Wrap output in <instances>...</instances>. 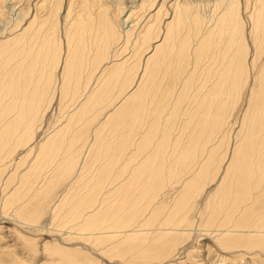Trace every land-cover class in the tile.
<instances>
[{
	"label": "bare ground",
	"instance_id": "6f19581e",
	"mask_svg": "<svg viewBox=\"0 0 264 264\" xmlns=\"http://www.w3.org/2000/svg\"><path fill=\"white\" fill-rule=\"evenodd\" d=\"M172 1L134 0L129 8V5L124 6L125 0H81L79 9L72 7V2L69 1L65 14V19L70 21L68 30L66 29L68 50L63 60L61 56L63 45L61 40H58L55 31L62 5H59L55 0H38L33 11L30 6H23L21 9L18 7V12L13 13L9 11L12 10V6L9 5L15 4L16 0L6 1V7L10 13L6 18L10 20L0 22V59L2 60V70H5L2 77L0 102L2 107L0 110V191L2 185L4 186L3 190L10 186H16V190L12 191L10 199L7 197L8 201L15 205V209L12 205L15 213L11 218L0 215V223L6 220L14 225L13 221H18L23 224L22 229L29 230V226L37 228L38 226L34 223L38 220L35 213H38L39 209H36L41 208L42 205L32 206V202L40 199L48 202L46 199L49 198L50 193L57 186L64 184V181L77 170L78 155L81 153L80 150V153L78 152V146L81 140L83 143L85 129L78 130L75 128V124L73 125L72 121H69L63 127L58 128L53 135L44 136V139L37 141V132L40 129L35 128L37 116L43 108L45 98L49 94L55 93L57 87L51 88L53 74L49 71L52 66H55L54 74L58 68H61L62 97L70 96L74 101L89 88L87 83L90 80L86 84L83 83V80H86L84 77L90 71L91 73L101 72L105 67V71L110 70L108 75L110 79L124 78L125 73L128 77H132L127 71H134V62L131 61L133 56L131 55L129 58L128 55H125L124 60L121 61L122 58L119 57L122 54H118L120 49L125 50L131 41H134L135 45L142 41L149 43L147 47L149 50L141 53L137 65L139 66L141 62V67L146 64V69H148V62H152L154 64L153 72L156 73L157 68L167 64L171 51L169 47L172 42H174L173 45L178 43V46L181 47V49L175 47L177 48L176 52L181 54V58L178 56V59L183 60L184 58H182V54H185L187 48L184 47L183 40H179L183 27L186 26L182 19L184 15L190 20L189 25L196 35L195 46L190 52V55L194 56L195 72L199 69L201 61L209 60L213 55V61L211 60L213 68L207 67V73L209 76L213 74L216 77L215 95L212 94L210 101L204 102L207 100L205 99L204 103L201 102L202 112L200 111V114H193L195 118L191 123L195 124L197 128L191 127L193 132L190 136L191 140L186 141L188 143L180 144L179 141H175L177 143H172L171 140L168 142L169 139L164 137L161 141H153L146 137V140L134 141L135 143L129 141V143L126 142L120 146H113L114 144L111 143V147L106 148L110 149L111 157L114 156L115 164L110 168L105 169L104 166L103 168L108 171L107 174L110 173L107 175L108 179L113 178L110 180L112 181L110 182L111 186L115 185L113 190H110L111 192L107 191L112 193V195H108L109 200L112 201L108 203L109 200L105 198L107 201L105 203L99 197L104 191L103 186H107L109 181L107 180L106 183L105 179H102L103 176L97 175L91 184L89 181L87 184L83 181L84 185H87L83 190L88 191L77 194L76 207L71 208L74 209V212L69 208V212H71L69 217L73 212L75 214H72L73 217L81 219L82 223L80 222L79 229L91 230L92 232L89 234L98 235L103 242H110L114 244V247L119 246V249L125 245L122 251H126V254L127 252L131 254V250L135 246L137 248L135 247L134 250L139 252L137 249L140 247L139 250L143 251L142 256L145 253L141 258L143 262L146 261V258L154 260L155 257L157 260L159 257L161 261L162 257L163 260L164 258L171 259L177 254L183 253L181 249L194 236V221L199 218L202 228L199 229L198 239L188 248L185 255L186 258L191 259L193 264H216L215 259L219 261L220 258H222L220 260L222 264H225L223 261L229 260V258L231 264H264V58H262L264 54V0H259L258 8L251 15L253 24L250 33L255 50L252 65L255 68L261 63L260 70L258 69L260 74L256 77L259 83L257 85L255 83L249 101L251 108L254 109H250L249 106L247 110L251 113V117L249 115L250 120L247 121L249 114L247 113V122L243 121L242 126L246 131V136L242 138V141L241 138L239 139L241 142L236 144L232 156H228V151L224 153V147L227 146L226 141L223 138L217 141L218 134L221 133V129L227 121L225 114L227 105L225 102L218 106L214 100L224 95L230 99L234 95L233 92H236L242 85L240 83L246 82L249 77L247 75L249 46L247 38L245 39L243 22L239 17L238 1L215 0L210 3L209 1L202 3L200 0ZM114 4L116 10L112 11ZM167 5L170 8L168 10ZM126 7L129 8L128 11H131L132 8H139L143 15L136 21H131V14L134 12L131 11L126 19H119L127 10ZM203 7L209 8L206 14L202 13ZM169 10L171 11L169 12ZM42 15L43 19L40 18ZM52 21H54L53 25ZM50 25H52L51 28H49ZM139 29L140 31H137ZM159 37L163 41L154 46ZM163 47L165 49L161 52ZM172 53H175V49ZM111 64L112 66L109 67ZM129 64L131 65L128 66ZM214 66H217V69ZM40 69L43 70L42 75H38ZM144 76L142 70L140 76L135 80V86L143 84ZM124 85H121L122 91ZM102 87L106 88L104 85ZM105 88L92 91L93 93L87 96L85 102L80 105L81 108L79 106L80 110L77 113L81 114L95 108V102H99L101 95L106 94L104 92H107V88L106 90ZM80 90H82L81 94ZM238 92L240 93V91ZM143 95H145L143 91H138L134 97L141 99ZM231 103L235 104L236 101L232 100ZM231 103L229 100L230 105ZM127 106H129L127 103H123V106L117 109ZM117 113L119 114L121 111L117 110ZM117 113H113V116L109 115L112 119L114 118L115 124L122 119ZM72 117L76 116L72 114ZM109 119L111 120V118ZM223 134L225 135V132ZM103 144L104 147L107 145ZM129 148H132L133 151L131 153L132 149H130V154L127 153L128 156H125L124 153ZM170 149L173 152L168 155ZM19 150H25V153L23 154L22 151L23 156L15 158V154ZM227 158L228 163L219 179L218 186L206 193L205 200L202 199L205 201V205L200 211V217L193 218L195 205L200 202L197 201L199 196L201 199L207 185H211L218 179ZM28 159L33 160V164L29 165L28 170L20 172V168L27 163ZM55 162L59 167H56L58 170L53 173V178L49 181L52 176L47 177V174V176L45 175L47 178L42 179L41 173L45 168H48L47 171L50 168L52 170ZM11 167L14 169L13 171H10ZM47 171L44 172L49 173ZM33 174H38V177L35 176L38 178L37 182L40 177L44 184L41 183L40 186H37L36 183L37 187H35L33 185L35 182L33 179L31 180ZM101 174L105 176L106 172L101 171ZM79 178L82 179V177ZM83 182L79 181L81 184ZM72 183L74 184V180ZM79 183L77 186L80 187ZM73 186L71 184V187ZM23 187L26 188V191L23 190ZM167 189L175 193L174 195L171 192L175 196L171 203L166 202L168 198L165 199V196L162 198ZM21 191H25V195L30 194L28 196L30 198L25 199L26 196L22 198L21 196L24 195L21 194ZM69 193L66 195L68 196ZM21 199L24 201L21 202ZM31 199H35V201ZM104 203L108 204L101 206ZM97 204H100L101 208ZM198 206L199 204L197 209ZM4 211L6 213L7 210ZM8 227V225L6 227L4 224L0 225V229L7 232L12 231ZM27 230H25L26 233H28ZM71 235H68L67 238L70 239ZM75 236L78 237L77 235L72 237L75 238ZM1 238L0 234V240ZM21 238L24 240L23 245L0 248V264H31L34 256L40 251L45 253L47 258L48 255L53 258L54 261L50 263L52 264L56 261L54 253L62 254L61 251L65 250L62 247L57 250L50 247L39 248L37 242L29 238L27 234L22 235ZM62 238L64 243L65 237ZM111 247L114 249L113 246ZM115 250H112V252H116V254L113 253L115 257L117 254H123L122 251ZM132 253L136 255L135 252ZM79 254L75 256L69 254L70 258L66 264H84L82 259L78 258ZM120 256L122 257V255ZM133 256L130 258L133 259ZM121 257L119 258L121 259ZM61 259L63 263L65 260ZM212 259L214 260L211 261ZM128 260L127 263L134 261ZM153 260L149 262L152 263Z\"/></svg>",
	"mask_w": 264,
	"mask_h": 264
},
{
	"label": "rangeland",
	"instance_id": "374dc122",
	"mask_svg": "<svg viewBox=\"0 0 264 264\" xmlns=\"http://www.w3.org/2000/svg\"><path fill=\"white\" fill-rule=\"evenodd\" d=\"M6 1L7 0H0V22H2L3 20L4 21L10 20V19L6 18V16H9V14H10L8 12V7H6L7 6ZM37 1L38 0H16L15 4L9 5V6H12V10H9V11L16 13V12H18V7H19V9H21L23 6L24 7L30 6L32 11H33V7ZM69 1L72 2V7L74 6L77 9H79V5H80L81 0H55V2H57L59 5H62L61 11L57 17L58 18L57 19L58 24H57V27L55 29L57 37L59 38L58 40L59 41L61 40L60 42L63 45L62 46L63 50H61L62 60H63V58H65V56H66L65 53L68 50L67 49L66 32L68 30L67 29L68 25H69L68 22H70V21L65 19V14L67 13V10H68ZM207 1H209V3H210V1L212 2L215 0H200V2H202V3L203 2L207 3ZM237 1H238V5H239L238 6L239 17H240L241 21L243 22V25L245 28V34L244 35L246 36L245 39L247 38L246 41H247L248 46H249L248 74H247L249 77H247L246 82L242 81L240 83L242 85H240V88L238 87L236 92L235 91L233 92L234 97L231 96V98L229 99V97H226L224 95V96H220V98L217 97L214 100L216 102V105H218V106L224 104L225 102H226L225 104L227 105L225 108V114H226L227 121H226L225 126L221 129L222 130L221 133L218 134L219 137L217 138V141L220 140L221 138H223L226 141L225 143L227 144V146L224 147V153L226 151H228V156L229 155L232 156L233 149L235 148L236 144L240 143L243 140L242 138H244L246 136V131L242 128V126H243V123L250 120V117H251V113L247 112V110H248L249 106H250V109H252L249 101L251 98L252 89L255 87V83H256V85L259 83V80L257 81L256 77L258 76V74H260L259 70L261 67V63H259L256 66L257 68L256 67L254 68L252 65V60L254 58L253 55L255 53V50L253 47V41H252V37H251V33H250L251 28H252V24H253L252 19H251V15L255 11V9L258 8L259 0H237ZM125 2L126 3L124 4V6L129 5V8H130V6H131L132 2H134V0H125ZM167 4H168V2H167ZM112 7H113L112 11L113 10L115 11L116 10L115 4ZM126 8H127V10H125V12L120 16L119 19H122V18L126 19L129 16V14L131 13V11H134L131 14V21H136L141 15H143L142 12L139 10V8L138 9L132 8L131 11H128V9H129L128 7H126ZM168 9H170V8L167 5V10ZM135 11H137V12H135ZM170 11L171 10H169V12ZM208 11H209L208 7L202 8V13L206 14ZM42 14H44V13H42ZM75 16H76V14H75ZM45 17H46V15H45ZM40 18L43 19L44 16L42 15V16H40ZM54 19H55V17H54ZM182 19L185 21L186 26L183 27V30H182L183 36L181 35L179 40L182 39L184 42V47L187 48V50H186L183 47V49H185V52H184L185 54H182V58L183 57L184 58H183V60L178 59V56H179V58H181V54H179L176 51H177V48L181 49V47L178 46V43L173 45L174 42H172L170 47H169V49L171 51L169 53V59H168L167 64L162 65L161 67L157 68V70L155 71L156 73L153 72L154 64L152 62H148V69H146V64L141 67V62L139 64V66L137 65V63L140 61L139 57H140L141 53L149 50L147 48L149 46V43L148 42L145 43V41H142V42H139L138 44L135 45L134 41H131L125 47L126 49L124 50L121 48L118 54L119 55L122 54V56L119 57V58H122L121 61L124 60L123 57L125 55H128L127 57H129V58L131 55L133 56L131 61L134 62V63L132 62L133 67H134V71H127V73L131 74L132 77H128L125 73L124 78L110 79V77H108L110 70L107 69L105 71V67L101 70V72L91 73V71H90L87 73V75L90 78L86 75L84 77L86 80L85 81L83 80L84 84H86L87 81L90 80L87 83L89 85V88L87 89V91H85L86 93L83 91V94L81 96L79 95L80 98H77L74 101L70 96H68V98L62 97V95H61V86H62V84H61L62 83L61 68H58L55 71L56 74H54V67L55 66H52V68L49 71V72H51V74H53V83L51 84L52 85L51 88H53L54 86L55 87L57 86V87L55 88L56 89L55 93L49 94V96L47 98H45L43 108L41 109V111L39 112V114L37 116V119L35 122V126H36L35 128L41 129V130L39 129L37 132V141H40L41 139H44L47 136L53 135L56 132V130H58V128L63 127L64 125L69 123V121H72L73 125L75 124L74 126L76 129H78V130H84L85 129L83 143L81 142L82 141L81 140L79 143V146H78V152L80 150L81 153L80 152L79 153L81 155L80 154L78 155L77 170L75 171V173H73L71 175L70 178H68L67 180L64 181V184H65L66 182H69V181L71 182V180L73 182V180H74V184L72 182L71 183L69 182L70 184L66 183V186H64V184L59 185L60 187L57 186L56 187L57 189L55 188V190L50 193L49 198L46 199V201H48V202H45L43 199L36 200V201H35V199L34 200L31 199V200L35 201V202H32V204H31L32 206L39 207L42 205L41 208L36 209V210L39 209L38 213H35V215L38 218V220L34 222V223H36L35 225L38 226L37 228L29 226L30 227L29 230H27V228L22 229L23 224L18 222V221L12 220L14 223V225H13L9 221L7 222L6 220H3L0 223V225L4 224L5 227L8 225L9 226L8 228L12 229V231L7 232L3 229H0V234L2 236V238L0 240V248H6L10 245H23L24 240L21 237H22V235L27 234V236L29 238H31L32 240H35L37 242V246L39 248L50 247L52 249L55 248V250H57L58 248L62 247L63 249H65V250L61 251L62 254L60 252H58L59 254L54 253V259H56V261L53 262L52 264H61L62 263L61 258H64V260H65L62 264H66V261L68 260V258H70L69 254H73V256H75V255H78L79 253L80 254H79L78 258L82 259L84 264H117V263L119 264V262H120V264H122V263L126 264L127 260H128L127 258H130V257L132 258L133 255H134L133 256L134 258L129 259V260H134V261L130 262L131 264H143V263L145 264L147 262H148L147 264H149V263L150 264H193L191 259L186 258L185 255L187 253L188 248L197 241L198 235H199V229L202 228V226L200 225L201 219H199L198 217H200V211L203 210L204 205H205V201H204L205 197L204 196L206 195L207 192L213 190L214 188H216L218 186L219 179H220V177H222L224 168L226 167V165L228 163V158L224 161L222 173L218 176V179H216V181L212 182L211 185L210 184L207 185L206 190L203 193V197L201 196V199H200V196H199V199L196 198V199H198L197 201H200V202L198 203L199 204L198 209H197V205H198L197 202H196L197 205H195V211L197 213L195 211H193V218L196 219V216H197V218L199 219V220L197 219V221H194L195 224L193 223L194 224V231H193L194 236L190 239L189 242H187V245H184V244H183L184 246L182 245L183 248L181 249V252H183V253L177 254L174 258H171V259L164 258V260H163V257L161 256L162 258L160 257L161 258V261H160L159 257H158L159 260L158 259L156 260V258L153 256L154 260L151 258L150 259L148 258V260H147V258H146V261L144 260L145 262H143V260H141V258L144 257L145 253L142 256L143 251L141 249L139 250L140 247L137 249L140 253L137 252L136 250H134L135 247L137 248V246H135L133 248L134 251L131 250L132 252H135L136 255L134 253H132L131 251H130L131 254L129 252H127V254H126V251H124L125 253L122 251L123 250L122 248H124L125 245L122 246V244H119L122 246V247L120 246L121 247L120 248L121 250H120L119 246L114 247V244H112L110 242H107V243L103 242L99 238L98 235H96V236L93 234L90 235L89 233L92 232L91 230L87 231V230L79 229V224L81 225V223H82L81 219H78L77 217H73V215H75L73 213L74 209L73 210L71 209L74 206L76 207V198L78 196L77 194H79V193L82 194V193L88 191V190H83V189H86L87 182L89 181L90 183L89 182L88 183L91 184L97 175L103 176L102 179H105V182L107 180L109 181L107 186H103V188H104V191L102 192L103 194L101 193L99 196L102 200H104V202L106 200H109L108 195L109 194L112 195V193H108V192L110 190L112 191L113 187L115 186L114 184H112L113 186H111L110 182H112V181H110V180H113V178L108 179L107 175H109L110 173L107 174L108 171L105 170L107 167L110 168V167H112V165L115 164L113 162L114 156L111 157L112 154L110 153V149L106 148L108 146L111 147V143L114 144L113 146H120L126 142L129 143V141L130 142L131 141L140 142L142 140H146L145 139L146 137H148V139H151L153 141H161L164 137L166 139H169V140H167L168 142H170V140L173 141L172 143H174L175 141H177V142L179 141L180 144H185L186 141L189 142L191 140L190 136L193 134L192 128H195V127L197 128V126L195 124L191 123L193 118H195V116L193 114H195V113L200 114V111L202 112L201 102H203V100H205V99H207V100H205L204 102H207L208 100L210 101V97L212 96V94L215 95L214 85L216 84V77L213 74H211V76H209V74L207 73V70L209 67L213 68V66H212L213 64L211 65V63L213 61V59H212L213 55H211L212 57L209 58V60L204 59V61H201L199 69H197L195 72L194 56H193V54L190 55V52H191V49L195 46V43H196L195 36L196 35H195L193 28H191L189 25L190 20L188 18H186L184 15H183ZM53 23H54V21H52V25H53ZM52 25H50L49 28H51ZM137 31H140V29ZM63 37L65 38V40H63L64 39ZM132 39L133 40L135 39L134 36ZM160 39H161L160 37H159V39H157L158 42L154 43V46L157 44H160L163 41V40L161 41ZM143 42H144V44H142ZM176 46H177V48H175ZM118 48H120V47L118 46ZM189 48H190V51H188ZM164 49L165 48L163 47L161 49V52ZM173 49H175V53H172ZM123 51H125V52H123ZM151 52L154 53V51H151ZM188 52H189V54H188ZM135 54H136V58L134 59ZM262 58H264V54H263ZM207 61H209V62H207ZM143 63H144V55H143ZM131 64H129L128 66H130ZM111 66H112V64L109 67H111ZM214 67H216V69H217V66H214ZM142 70H143L144 75H145L144 76V82L140 86L139 85L135 86V84H134L135 80H137V78L140 76ZM4 71L2 70V60L0 59V102H1V97H2L1 88H2V77H3ZM42 71L43 70H41V69L38 70V73H39L38 75H42L41 74ZM90 74H91V76H90ZM146 81H147V84H146ZM56 82H57V85H55ZM122 82L125 85L121 84ZM102 84L104 86H106L107 92L105 91L104 93H106V94L103 93L104 95L103 96L101 95V98H100L101 101L98 99L99 102L96 101L95 102V105H96L95 108L90 109V111L78 114L79 110L81 108L80 105H82L85 102L87 96L91 95V93H93L94 91H97L98 88L99 89L105 88V87H102L103 86ZM121 85H124L122 87V88H124L123 91L121 89ZM106 88H105V90H106ZM81 89L83 90V87ZM82 90H80V94H81ZM138 91L139 92L143 91L145 93V95H143L144 97L142 96L143 99L142 98L140 99V97H137L138 99H135L134 96H135V94H137ZM181 91H183V92H181ZM238 91H240V93ZM168 92H170V93H168ZM84 93H85V95H84ZM145 96H146V98H145ZM102 97H103V101H102ZM226 98H228L230 100V103L232 100H234V102L236 101V103L235 104L231 103V105H230L229 100ZM144 99H145V101H144ZM218 100H219V103H218ZM126 101H128V102H126ZM123 103H127L129 106H127L123 109H117V108L123 106ZM140 103H143V104H140ZM79 106H80V108H79ZM232 106H233V108H232ZM253 106H255V105H253ZM203 107H205V106H203ZM1 109H2V107L0 108V110ZM226 109H227V111H226ZM117 110L121 111V113L118 114ZM115 112L122 117V119H120V121H118L116 124H115L114 118L112 119V117H109V115L113 116V113H115ZM247 113H249L248 116L246 115ZM72 114H74L76 117L73 118ZM249 115H250V117H249ZM246 116H247V121H246ZM109 118H111V120L114 122H112ZM38 125H39V127H38ZM107 125H108V127H107ZM188 126H190V127H188ZM223 132H225V135L223 134ZM240 138H241V141L239 140ZM108 142H110V143H108ZM133 142H131V143H133ZM177 142H175V143H177ZM188 142H186V143H188ZM103 143H105V144L108 143L109 145L107 144L104 147ZM80 144H81V146H80ZM116 144H118V145H116ZM36 146H35V148H36ZM79 148H82L83 152H82V149H79ZM132 148L134 149L135 147H132ZM132 148L128 149L129 152H128V150L125 151V153H124V154H126L125 156H128L130 154V149H132ZM133 149L131 150V153H132ZM106 150H108L109 152ZM22 151L23 150H19L15 154V158L23 156V154L25 153L24 152L25 150L23 151V154H22ZM172 152L173 151H171V149H170V151H168V155H171ZM127 153H128V155H127ZM109 158H110V160H109ZM30 160L28 159L27 163L23 167L20 168V170H19L20 172H22L23 170H26V169L28 170L30 168V166L33 164V160L32 161H30ZM55 163H56V165H55ZM55 163L53 164L52 170L50 168V170L47 171L48 168H45V170L49 173H45L44 172L45 170H44L43 171L44 173L43 172L41 173L42 179L52 176L51 178H49V181H50V179L53 178V176H54L53 173H56L58 170V168H56V167H59L57 162H55ZM105 163L107 166L104 165ZM15 164H16V161H15ZM103 166L105 169L103 168ZM79 169L83 170L82 171L83 173L80 172L81 170H79ZM13 170L14 169L11 167L10 171H13ZM98 170H100V171L98 172ZM101 171H104V173L106 172V175H105L106 177L104 176V174H101ZM8 172L9 171L7 170V173ZM47 174H48V176H47ZM50 174H52V175H50ZM33 175H34V177H33ZM33 175H32L33 178L31 177V180L33 179V182H35L33 185L35 187L40 186L41 183L44 181L39 177V180L37 182V179H38L37 177L39 175L38 174H33ZM45 175L47 177H45ZM35 176H37V177H35ZM79 177H82L83 180ZM77 179L79 181L86 182V184H85L86 186L84 185V182L81 184V183H79V181ZM76 182L79 183V185H81V186L80 187L77 186ZM36 183H37V186H36ZM75 183H76V185H75ZM102 183L104 184V182H102ZM42 184H44V183H42ZM71 184H72V186L75 185V186H73L74 189H73V187H71ZM82 185H84V186H82ZM15 187L16 186H10V188L8 187L5 190H3L4 189L3 185L1 187V191H0V215H2V216H7V217L11 218V216L15 213V211H14L15 205H13L11 202L8 201L11 198L10 196H11L12 191L16 190ZM58 187H59V189H58ZM107 187L110 189H108ZM66 188H67V191H66ZM24 189L26 191L25 187H23V190ZM72 190H74V191H72ZM25 191H21V194L24 195L21 197L23 198L26 196L25 199H29L30 197H28V196H30V194L25 195L24 194ZM69 191H70V193H69ZM75 191H76V193H75ZM105 191L106 192L108 191L107 194ZM67 192L69 193L68 196L66 195V194H68ZM171 192L175 195V193L172 190L168 191V189H167L165 191V193L163 194V197H162V198H164V196H165V199L168 198L166 201L168 203H171L172 199L175 197L174 195H172ZM111 195H110V199L112 198ZM169 195H172V196H169ZM7 197L8 198L10 197V198L8 199ZM170 197H172V198H170ZM66 198H68L69 200ZM105 198H106V200H105ZM203 198H204V200H202ZM23 201L24 200L21 199V202H23ZM111 201L109 200L108 203H110ZM4 202H5V204H4ZM7 202L9 205L6 204ZM105 203L102 204L101 206H106L108 204V203L107 204H105ZM202 203H203V205H202ZM45 204H47V205L45 206ZM73 204H75V205H73ZM10 205H11V207H10ZM12 205L14 206V209H13ZM97 206L101 208L100 204H97ZM69 208H70V211H73L72 212L73 215L72 214H71L72 216L70 215L71 219L69 217V214L71 213V212H69ZM5 209L8 212L6 211V213H5V211H4ZM88 214H90V213H88ZM88 214H87V216H88ZM28 216L30 217L29 214H28ZM75 218L78 220H76ZM144 218H145V216L143 217V219ZM72 222H74V223L72 224ZM66 223H69V224L71 223L70 225H71L72 229L70 228L69 224L67 225ZM73 226H75V227H73ZM73 228H76V229L73 230ZM25 230H27L28 233H26ZM69 230H71V231H69ZM75 232L76 233L78 232V233L76 234ZM81 232H82V234H81ZM70 234H72V235L70 236L71 238L69 239L67 237H69L68 235H70ZM73 234L77 235L79 238L76 236H75V238H73L72 237V236H74ZM80 236H82L83 238ZM62 237H65L64 243H63L64 239ZM193 239H194V241H193ZM103 243H105V244H103ZM116 243H118V242H116ZM111 246H113L114 249H112ZM115 249L122 251L124 255L122 253H120V255H122V257L119 254H117L115 257L116 252H114V251L112 252V250H115ZM118 250H115V251L118 252ZM113 253H115V254H113ZM126 256H127V258H125ZM137 256H140V257H137ZM119 257H121V259ZM124 258H125V260H124ZM122 260H124V261L122 262ZM151 260H153L152 263L149 262ZM213 260L214 259H212L211 261H213ZM220 260H222V258H220L219 261L215 259L216 264H222V263H220ZM52 261H54V260L51 256L48 255V258H47V255L45 253H41V251H40L39 254H36L34 256V259L32 260L31 264H50ZM59 262H61V263H59ZM124 262H126V263H124ZM223 262L225 264H231V259L229 258V260H226ZM130 263H127V264H130Z\"/></svg>",
	"mask_w": 264,
	"mask_h": 264
}]
</instances>
